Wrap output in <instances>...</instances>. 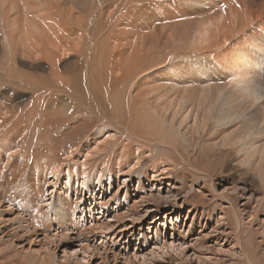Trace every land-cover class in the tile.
<instances>
[{
  "label": "bare ground",
  "instance_id": "1",
  "mask_svg": "<svg viewBox=\"0 0 264 264\" xmlns=\"http://www.w3.org/2000/svg\"><path fill=\"white\" fill-rule=\"evenodd\" d=\"M69 1L0 0V60L6 64L13 63L19 56L47 60L48 65L53 64L51 76L56 78L53 79L55 86L51 88L54 93L77 95L78 100L71 102L79 104L78 107L84 109L88 117L94 116L102 121L97 127L93 126V133L90 131L86 134L80 144L74 143L60 151L52 149L50 157L41 166L35 161L31 165L30 158L34 154L28 156L26 152L28 130L23 128L22 133L13 134L9 131L0 146V264H71V261L73 264H92L96 261L93 251L98 250L99 246L91 249L88 235L95 228H107L102 236L112 243L127 227L121 221L126 217L131 220L135 214L133 209L144 208V216L148 211L158 210L148 206V203L156 204L164 198L165 202L170 198L176 199L177 195L171 189L165 195L158 193L150 198L145 194L148 189L144 178L148 186H153L149 179H168L170 172L167 173V170L174 166H165L163 161L180 164L192 156L197 157L198 148L208 153L223 151L233 162L245 168L244 174L252 172L264 176V0L165 1V5L159 3L160 6L156 7L160 13L159 19L164 20L163 27H166L160 33L151 30L149 24L146 25L147 21H141L138 17L137 20L128 15V18L119 17L118 32L123 41L119 43L121 48L116 54L118 60H115L117 78H105L102 61L101 70H89V79L85 80H80L79 71L73 74L72 79L58 78L59 74L54 68L55 58L67 52L65 47L59 45L71 35L68 31L70 23L78 22L75 18V21L70 19V6L66 9L60 7L61 3L66 6ZM141 26L143 28L140 30ZM105 34L106 39L110 38L111 31ZM77 43L78 40L74 41V44ZM164 56L171 59L165 60ZM103 57L107 63L113 60L111 52H106ZM112 66L108 64V67ZM37 89L33 91L35 100L28 107L31 118L27 121L30 124L33 109L37 107L46 111L41 107L43 102H40ZM95 96H103L100 100L105 106L101 104L99 107V100ZM48 101L50 108L56 104L63 107L72 105L67 100L57 99L55 95ZM91 101L94 103L91 104ZM3 110L9 113L6 107ZM6 123V119H0V128L5 127ZM111 123L114 130L107 129ZM197 133L200 142L195 140ZM101 135L103 138L99 140ZM37 147L41 148L40 144ZM38 150L42 149H34L33 152L37 153ZM14 156L16 159L10 160ZM147 158L157 162V165L138 169L141 161ZM99 159L100 168L97 165ZM28 168L30 170L27 172ZM188 169L191 171V168ZM25 172L26 184L17 191L15 188ZM134 177H137L136 185H133ZM61 179L65 180L64 185L54 192L53 185H57ZM212 182L210 180L209 184ZM114 185L117 189L108 200H104L102 196L106 189ZM167 185L172 189L175 187L169 182ZM94 187L102 191V199L97 200L98 190L93 193ZM81 188L89 191L88 203L81 194ZM211 188L214 189L213 186ZM48 189L49 197L45 198ZM121 190L123 194H119ZM200 197L193 198V206L202 205ZM251 197L246 198L248 203ZM113 200L119 203L111 207L108 203ZM104 210L112 213L113 222L110 219L99 220L100 217L95 216L98 211ZM175 212V206L171 207L164 218ZM231 214L233 236L237 243L242 221L237 214ZM87 218L90 225L86 222ZM152 219L154 221L156 215ZM193 225L194 222L188 225L187 236L193 233ZM218 228L214 227L212 232H225L224 229L219 232ZM174 231L168 247L174 251L179 246L178 256L189 258L184 251L186 240L179 242L181 237L186 238V233L181 229ZM158 236L156 227L153 243L161 250V256L167 246L159 245ZM194 244L197 245L196 242ZM198 246L204 247L202 244ZM59 251L64 255L62 263L56 255ZM240 251L243 255L241 264H254L247 251H242V247ZM192 255L198 262L202 261L197 259L196 252ZM141 257L144 258L143 253ZM115 258L114 255L112 260Z\"/></svg>",
  "mask_w": 264,
  "mask_h": 264
},
{
  "label": "rangeland",
  "instance_id": "2",
  "mask_svg": "<svg viewBox=\"0 0 264 264\" xmlns=\"http://www.w3.org/2000/svg\"><path fill=\"white\" fill-rule=\"evenodd\" d=\"M129 1L131 0H87L83 3L76 2V0H71L67 2L66 6H62V3L60 4V7L63 9H66L68 6H70V19L73 21L77 20L78 22L75 21L70 23L68 31L71 33V35L69 34V36H67L66 39H64L59 45L61 47H65L67 52L62 55L59 54L60 56L56 57L55 61L53 62L54 68L59 74L58 78L72 79L74 76L73 74L79 71L80 80L89 79V70L91 71L92 69L97 68L98 70H101L103 61L105 78L116 79L118 76L117 64L115 63V60H118V55L116 54L119 53V49L121 48L120 44L123 41V37L119 36L118 32V27L120 29L118 20L122 19L123 17L128 18L129 16V18L135 20H137L138 17V19L141 21H147L146 25L149 24V28H152L151 30L157 33H160V31H163V29L165 31L166 27H163L164 24H162L164 20L161 21V19H159L160 13L156 7L160 6V4L165 5V1L170 2L172 0H142V3L141 0H132L131 2ZM138 1L140 2L137 3ZM131 3L133 5H131ZM134 4L136 5L134 6ZM83 9L86 11L84 12ZM120 10H122L123 13ZM72 11L74 13H72ZM158 22H160L161 25ZM81 26H83V30ZM142 28L143 26H141L139 29L141 30ZM107 31H111V34L110 38L107 37L106 39L105 33L108 35ZM79 35H82L83 38L81 39ZM77 40L79 43L74 44V41ZM106 52L112 53L113 60L109 62L110 64L114 65L112 67H108L109 63H107L103 57ZM164 59H171V57L164 56ZM160 60H162V57ZM2 61L3 60H0V119H6L7 123L5 127L0 128V146L6 140L5 137L9 131L11 134H13L15 132H21L23 128H26L29 133L28 138L25 139L26 152L28 153V156H31L32 153L34 154V156L30 158L31 165L35 161L39 166H41L43 161L50 157L52 149L60 151L68 148L69 145L74 143L80 144L82 142L81 140H83V137L86 134L88 135L90 131L93 133V126L97 127L102 122L94 116L88 117L89 114H86L84 109L79 108V104L71 102L72 100H78L77 95L54 93L52 89L54 88L56 82L53 83V81L56 78L52 77L53 64L48 65L49 63L46 62L47 60L42 58H39L38 60H32L29 57L19 56L13 63L6 64L4 61L1 63ZM109 85L111 86L112 82H110ZM35 86L39 89V91L37 89V92L41 97V100L39 99L40 102L45 104L44 105L41 103V107H44L46 111L43 112L37 107L36 109H33V120L30 124L29 121H27L31 118L30 114H28V107L35 100V95L33 92L34 89H36ZM54 95L57 97V99L67 100L72 105H69L70 107H63L62 105L56 104L50 108L51 104L50 101H48V98H51ZM100 97H96L99 100L98 106L100 107L101 104L105 106L104 103L101 102ZM93 103L94 101H91V104ZM4 107H6V111L9 113H6L3 110ZM36 110H38V112H36ZM48 112L49 115H47ZM24 113L26 114L24 115ZM96 119L97 121H95ZM89 121H91V123ZM83 122L84 124H82ZM86 122H88L87 125L85 124ZM88 125H90V129L88 128ZM110 125V128L107 127V129L114 130L113 124L111 123ZM12 129L14 132H12ZM195 136V140L200 142V139H198L199 133L195 134ZM207 137L208 136L205 138ZM98 138L101 140L103 136L101 135ZM10 143L11 142H9V144ZM30 143H33L34 146ZM38 143L40 144L41 148L37 147V145H39ZM29 146H31L30 149ZM34 149L42 150H38L37 153H34ZM198 149L197 157L194 158L192 156L189 160L181 162L180 164L178 162L174 164L171 161L164 160L163 164H165V166H174V168L167 170V173L170 172L168 174V179L167 177L160 179L162 182L149 179V182L153 186H148V181L144 178L145 187L148 189L145 190V194L150 198L156 197V194L158 193L165 195L167 190L171 189L172 192L178 196H176V199L170 198V200L172 199L171 201L168 200L165 202L166 200L164 198V200L162 199L156 204L148 203V206L158 210L156 212L148 211L144 216V211H142L144 208L133 209V213L135 214H133L131 210V213L133 214L131 220L126 217L124 221H121L124 222L123 224H127V227L124 228L121 236L119 235L120 237L117 236L118 240L117 238H114L112 243L110 239L102 236L107 231V228H95V232L93 230V232L88 235V244H91V247H93L90 248L94 249V246H99L98 250L93 251L96 261H94L92 264H241L243 255L240 251V247H242V251L245 250L249 253L254 264H264V176L262 177L258 174L255 175L252 174V172L251 174L250 172H247L248 174H244L243 171L245 168L233 162L232 159H230L231 157L225 154V152L222 150L220 153H208L206 150L202 151L201 149L200 151V149ZM40 151L42 152L40 153ZM73 154L75 155V153ZM74 157H76V155ZM15 159L16 157L14 156L10 160L13 161ZM101 159H99L97 163L98 168L101 167V164H99ZM4 160H6V157H4ZM79 160H82V158ZM188 163H190V165ZM155 164L157 165V162H153L150 160V158H147L144 161H141V165L138 169H140V167L143 169L149 166H155ZM185 164L188 165L185 166ZM188 168H191V171H189ZM29 170L30 169L28 168L26 171L28 172ZM27 172L23 173L21 178L22 181L15 188L17 191L19 187L26 184L25 179ZM136 180L137 177H134L133 185H136ZM210 180L213 181L211 184H209ZM64 182L65 180L61 179L57 185H53V191L57 192L60 188H62ZM167 182L172 183L175 187L172 189L171 186L169 187V185H167ZM116 185L109 187V189L106 186V193L103 196L102 191L98 190L97 187V189L94 187L92 191L95 189V191H93L94 193L98 190L96 196L97 200L102 199V197H104V200H108L111 194L117 189ZM211 186H213L214 189H212ZM50 187L51 186L48 188ZM49 192L50 189L45 192V198L49 197ZM120 193L123 194V191L121 190L119 194ZM81 194L83 195V198H87L86 200L88 203L89 191L81 188ZM215 195L217 197H215ZM133 196L135 195L133 194ZM197 196L203 200L204 204L202 203L201 206L199 204H195L193 206L191 203L194 200L193 198H196ZM249 196H252L250 203L246 201V198ZM116 202L119 203V201ZM117 203H115V200H113L109 201L108 204L112 207L117 206ZM174 206L176 212L173 215H170L168 218H164L165 212ZM231 212L233 214H237L240 217L239 219H241L240 221H242L241 228H239L242 232L240 231L239 233V239L237 243L236 238L233 236L234 231H232L233 218ZM137 214H141L139 219H136L138 216ZM111 215L112 213L104 210L103 212L98 211L95 216L100 217L99 220L104 219L108 221L110 219L109 221H111L113 220ZM154 215H156V219L153 221L152 218ZM86 222L88 225H90L88 218ZM191 222H194V231L190 236H187L189 234L187 228ZM118 224L119 222L115 225V227ZM123 224L121 226H123ZM216 226L219 227V232H221L223 229L225 232L223 234H218V232L216 233L214 231L212 232ZM156 227L159 230V245L166 244L167 246V248H164L163 253L161 252V256H159L161 250L156 248V245H154V232ZM0 229H2L1 225ZM122 229L123 228L117 229V231ZM179 229L186 233V238L183 239L181 237L179 242L186 240L184 251L185 254L189 256V258H184L180 255L178 256V250H180L179 246H177V248H175L176 250L174 249V251L168 247L169 244L167 243L172 240V236H174L175 233L174 230L179 231ZM121 237H124L123 240H120ZM39 238H41V235ZM175 238L178 239L177 235ZM145 239H147V242H145ZM194 242H196L197 245H195ZM199 244L204 245V247H199ZM149 251L151 254H149ZM194 252L197 253V259H199V261L202 260L201 262H198L195 259V256L192 255ZM76 253L78 254L79 252L77 251ZM142 253L144 254V258L141 257ZM134 254L137 256H134ZM56 255L57 258L61 260L60 263H62V260L64 259L62 256L64 255H62L60 251L56 252ZM114 255L116 256L115 260L117 262L112 260ZM117 255H121V257H118ZM67 257L71 259L70 256ZM69 263L73 264V261ZM62 264H64V262Z\"/></svg>",
  "mask_w": 264,
  "mask_h": 264
}]
</instances>
